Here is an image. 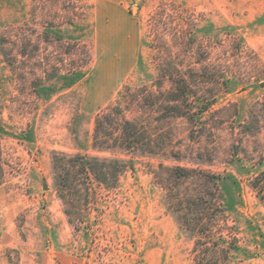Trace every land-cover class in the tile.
<instances>
[{"label":"rangeland","instance_id":"374dc122","mask_svg":"<svg viewBox=\"0 0 264 264\" xmlns=\"http://www.w3.org/2000/svg\"><path fill=\"white\" fill-rule=\"evenodd\" d=\"M124 2L139 50L116 70L114 6L0 0L2 255L264 264V0Z\"/></svg>","mask_w":264,"mask_h":264},{"label":"crops","instance_id":"0c3cea01","mask_svg":"<svg viewBox=\"0 0 264 264\" xmlns=\"http://www.w3.org/2000/svg\"><path fill=\"white\" fill-rule=\"evenodd\" d=\"M99 2L101 3V7L104 5L108 6L109 4L114 6H111L112 10L109 9V12L105 11L106 13H102L103 19H105L106 16H109L110 19L109 22H107V25L102 24L101 27L102 29L106 28V30L109 32V36L119 38V41L116 43V47L113 49L115 54L120 55V60H117L115 63V67L117 68L116 70H121L122 67L124 69L126 67L128 68L130 64L132 65L133 62H135L137 52L139 50V22L135 17L128 16L126 14V11L124 10V7H126V2H124V0H99ZM111 13L113 14L111 15ZM106 68L109 69L108 66H106ZM104 83H106L105 80ZM6 225L7 221L2 224V226L5 228L0 229L2 232L0 236V264H8L4 255H2L4 248L9 245H15V241L11 238L6 241L3 240L6 233L8 234V232H11L10 227Z\"/></svg>","mask_w":264,"mask_h":264},{"label":"trees","instance_id":"16d2710c","mask_svg":"<svg viewBox=\"0 0 264 264\" xmlns=\"http://www.w3.org/2000/svg\"><path fill=\"white\" fill-rule=\"evenodd\" d=\"M130 125L131 124L129 122H124L123 127L121 129V135L119 136V139H120L121 143L125 144L126 146L132 145V141H134L133 139H131L133 137L134 133L130 130L131 129ZM76 158H80L79 161H80V167H81L82 171L86 172V169H89L92 173L95 174V176H97V179L99 177V181L102 180V178H100L101 177L100 174L104 175L105 173H104V171L102 169L103 166H101L100 168L96 166V163L99 161L98 158L92 157L90 159H84V158H82L81 156H78V155H76ZM105 162H107L106 166H108V167L113 169L112 176H113L114 179L125 168V165H126L123 161H121L119 159H116V158H112V159H109V160H102L101 164H105ZM92 163H94V164H92ZM198 264H220V262H219V260H206L204 262L201 260V261L198 262Z\"/></svg>","mask_w":264,"mask_h":264}]
</instances>
